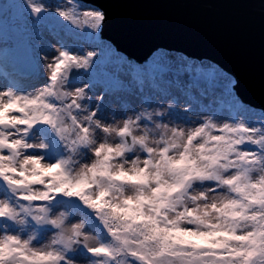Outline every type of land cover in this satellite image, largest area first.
<instances>
[{
    "label": "snow or ice",
    "instance_id": "6c2138e0",
    "mask_svg": "<svg viewBox=\"0 0 264 264\" xmlns=\"http://www.w3.org/2000/svg\"><path fill=\"white\" fill-rule=\"evenodd\" d=\"M3 7L37 72L27 86L0 82V264H264V119L241 118L235 77L197 65L219 100L194 116L168 60L117 55L130 71L101 82L98 52L49 29L62 18L99 34L100 10Z\"/></svg>",
    "mask_w": 264,
    "mask_h": 264
},
{
    "label": "water",
    "instance_id": "95a60500",
    "mask_svg": "<svg viewBox=\"0 0 264 264\" xmlns=\"http://www.w3.org/2000/svg\"><path fill=\"white\" fill-rule=\"evenodd\" d=\"M82 1L103 11V37L129 58L144 63L166 49L209 60L264 112V0Z\"/></svg>",
    "mask_w": 264,
    "mask_h": 264
},
{
    "label": "rangeland",
    "instance_id": "374dc122",
    "mask_svg": "<svg viewBox=\"0 0 264 264\" xmlns=\"http://www.w3.org/2000/svg\"><path fill=\"white\" fill-rule=\"evenodd\" d=\"M22 2L23 0H0V82H3V78L6 77L11 82L27 86L30 83H35L37 72L31 47L29 46V38L25 33L23 22L18 18L14 19L11 13H6L3 7L11 3ZM49 2L63 5L65 0H49ZM75 2L84 5L81 11L90 10L95 13V9L100 10L98 7L86 4L80 0H75ZM100 12L102 13L101 10ZM49 29L53 37L63 43L72 44L74 47L83 48L85 51L95 50L98 52L93 72L101 82H110V77L123 75L130 71L127 66L121 67L116 62L117 55L123 54L114 52L111 48L112 44L109 41L97 40L95 38L96 33L92 30L83 27L77 29L74 25L64 21L62 18L50 21ZM31 43L35 44L38 43V41L33 39ZM56 46L58 47L59 45ZM8 48H10L11 52L6 51ZM12 54L13 56H10ZM107 57L109 58L106 59ZM184 57L186 56L180 53L160 50L147 62L153 60H168L170 66L164 73V76L165 78H171L174 82H179L181 107L185 106L187 103H191L193 109L192 115L195 116L201 113L205 115L211 114L218 107L219 93L207 87L197 73L196 67L200 64L210 67L211 65L209 63H214L210 61L193 60L188 57L187 60H184ZM189 62H191L192 65L191 69L188 67ZM28 65L32 66L30 67ZM159 75L160 74L157 73V79H159ZM227 83L230 84L231 82L228 81ZM175 88L176 85L174 83L173 89L175 90ZM29 90L31 89L29 88ZM148 95L149 93L146 91L144 96ZM121 96L127 99V94L121 93ZM141 99H143V97H141L139 93H136L135 98L131 102L132 106L139 108V101ZM152 99L158 100V97L153 94ZM244 106L245 107L241 109V118H247L253 121L264 119V115L261 111L247 105ZM217 114L224 118H228L230 115L227 111L218 112ZM180 115L182 116L183 114L181 113Z\"/></svg>",
    "mask_w": 264,
    "mask_h": 264
},
{
    "label": "bare ground",
    "instance_id": "6f19581e",
    "mask_svg": "<svg viewBox=\"0 0 264 264\" xmlns=\"http://www.w3.org/2000/svg\"><path fill=\"white\" fill-rule=\"evenodd\" d=\"M156 55V54H155ZM163 58V57H162Z\"/></svg>",
    "mask_w": 264,
    "mask_h": 264
}]
</instances>
